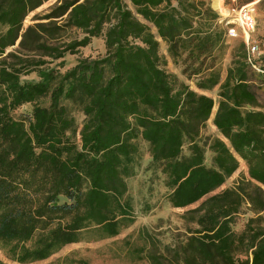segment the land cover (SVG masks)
Instances as JSON below:
<instances>
[{
  "label": "trees",
  "instance_id": "1",
  "mask_svg": "<svg viewBox=\"0 0 264 264\" xmlns=\"http://www.w3.org/2000/svg\"><path fill=\"white\" fill-rule=\"evenodd\" d=\"M49 1L0 0L6 258L30 264L85 233L116 237L133 222L128 180L144 158L163 177L169 208L202 200L183 213L186 234L170 257L150 253V264H264V104L255 92L264 74L254 73L245 43L222 79L228 27L209 0H57L24 26ZM213 7L221 13L219 0ZM94 39L102 54L79 57ZM252 63L264 71V54ZM189 83L217 89V103ZM215 106L219 137L204 138ZM239 160L247 175L214 194Z\"/></svg>",
  "mask_w": 264,
  "mask_h": 264
},
{
  "label": "rangeland",
  "instance_id": "2",
  "mask_svg": "<svg viewBox=\"0 0 264 264\" xmlns=\"http://www.w3.org/2000/svg\"><path fill=\"white\" fill-rule=\"evenodd\" d=\"M57 0H50L38 10L30 14L24 21V26L32 24L31 18L35 15H42ZM124 3L129 5L127 0ZM214 0H209V5L216 13L218 9L213 7ZM221 13H225L223 8H231L235 6L253 5L256 18V31L254 35L258 53L253 59H259L264 54V0H219ZM239 33V32H238ZM240 35V34H239ZM239 38L226 37L223 50L220 56V70L222 79L225 77L227 67L231 62V55L238 48ZM161 53L165 55L163 46ZM9 49L8 51H10ZM103 52V43L101 39L92 40L91 44L80 51L79 57L95 58ZM76 57H67L66 62L72 63ZM166 71L175 73V69L171 62H167ZM254 73L264 74L259 66H256ZM255 75V74H254ZM255 78V77H254ZM28 79H32L31 76ZM260 82V81H259ZM257 82V85L259 84ZM191 90L198 94H203L213 99L217 103V89L202 92L195 90L194 86L189 83ZM255 87V92L261 104H264V89ZM29 106L21 108L16 115L29 113ZM216 111V106L212 111V115L206 123V127L202 131L204 138H218L219 134L212 124V120ZM81 120H79V123ZM142 156L146 153V146L139 145ZM237 171L224 183V185L215 191L214 194L231 188L242 176L247 175L245 164L239 160ZM137 174L128 180L129 197L133 205V222L127 227L120 230L119 234L111 239L97 240L88 234H82L80 242L62 247L57 253L53 254L46 260L33 262L30 264H150L148 254H153L160 258L170 257L174 245L181 241L186 234L184 220L181 218L183 213L188 210L195 209L199 203H196L185 210H175L168 207L166 203V190L163 184V177L159 176L154 169L148 167L144 158L139 163ZM246 216H240L238 224L243 225L247 219ZM10 246L0 244V263L1 264H17L6 258V251ZM163 262V259L160 258ZM165 259V258H164Z\"/></svg>",
  "mask_w": 264,
  "mask_h": 264
},
{
  "label": "built area",
  "instance_id": "3",
  "mask_svg": "<svg viewBox=\"0 0 264 264\" xmlns=\"http://www.w3.org/2000/svg\"><path fill=\"white\" fill-rule=\"evenodd\" d=\"M236 2V0H230ZM225 13H217L219 23L224 24L227 28L226 37L241 38L245 43L247 52V61L252 69L256 70L252 59L258 53L257 46L252 41V36L256 31V18L253 5L231 6V8H223ZM239 32V33H238ZM240 34V35H239ZM264 73V71H261Z\"/></svg>",
  "mask_w": 264,
  "mask_h": 264
},
{
  "label": "crops",
  "instance_id": "4",
  "mask_svg": "<svg viewBox=\"0 0 264 264\" xmlns=\"http://www.w3.org/2000/svg\"><path fill=\"white\" fill-rule=\"evenodd\" d=\"M223 2H224V0H223ZM256 30H257V29H256ZM260 33H261V34H264V32H262V31H260ZM254 35H255V33H254L253 36H252V41H253V42H255ZM262 36H264V35H262ZM260 42H264V40H261Z\"/></svg>",
  "mask_w": 264,
  "mask_h": 264
}]
</instances>
